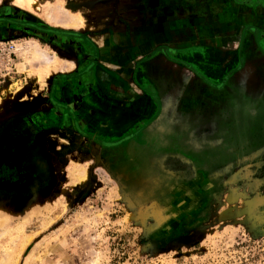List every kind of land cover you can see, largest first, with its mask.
<instances>
[{"label":"crops","instance_id":"crops-1","mask_svg":"<svg viewBox=\"0 0 264 264\" xmlns=\"http://www.w3.org/2000/svg\"><path fill=\"white\" fill-rule=\"evenodd\" d=\"M48 22L71 36L48 46L52 113L45 88L28 90L0 128V141L24 134L10 153L18 175L35 172L46 135L68 149L118 148L130 175L141 157L191 165L203 181L264 148V129L248 123L264 116V0H52Z\"/></svg>","mask_w":264,"mask_h":264},{"label":"rangeland","instance_id":"rangeland-1","mask_svg":"<svg viewBox=\"0 0 264 264\" xmlns=\"http://www.w3.org/2000/svg\"><path fill=\"white\" fill-rule=\"evenodd\" d=\"M4 5L52 28V0ZM35 39L0 42V128L16 114L18 94L48 95L52 49ZM35 45L43 59L26 51ZM248 121L255 127L262 119ZM49 137L53 146L41 141L34 173L0 184V264H264V148L247 164L212 166L210 180L206 172L196 181L191 165L138 157L133 169L143 173L130 175L118 148L115 155L92 142L68 149Z\"/></svg>","mask_w":264,"mask_h":264},{"label":"flooded vegetation","instance_id":"flooded-vegetation-1","mask_svg":"<svg viewBox=\"0 0 264 264\" xmlns=\"http://www.w3.org/2000/svg\"><path fill=\"white\" fill-rule=\"evenodd\" d=\"M69 35L70 34H62L59 32H57V34H54V32L50 26L44 24L42 21H37L34 19L33 20L27 19L26 15L23 13V11H21L18 8H14L12 6H5V5L0 7V42L6 41L10 38L13 39L15 37H19V38L32 37V38H36L35 40H37V41H39V40L43 41L44 43H46L48 46H50L52 48V39H54L55 36H63L64 38L65 37H71ZM89 47H91V46H89ZM44 96L46 99V103L51 107V109L49 111H46V113L50 114V113H52V81L49 84L48 95H44ZM259 118L262 119V121L259 123L260 125H258V126H261L262 122L264 124V119H263L264 116L259 117ZM248 120H252V118L250 117ZM248 123L252 127L251 122L248 121ZM252 123H255V122H252ZM27 135H29V134H27ZM23 136H24V134L20 133L17 135V138H13L11 133L6 132L5 134H3V137L0 141V151L6 152L5 154H7L6 149L8 150V147L10 146V147H13L14 152H19V150L22 147V145H21L22 142L20 141V139ZM84 137L88 138L89 140H95L93 135H90V134H85ZM259 144L261 146L264 145V143L261 144L260 141H259ZM245 149H246V147H245ZM254 149H255V147H252V148L249 147V150H248L249 153L255 151ZM8 154H7V156H8ZM6 158L0 157V165L10 163V161L7 160ZM218 165H220V164H218ZM203 173L206 174V172H203ZM197 178H198V180L196 179V181H199V177H197ZM202 190H203V193L207 192L206 195L212 194L208 189L207 190L202 189ZM202 190L200 192H202Z\"/></svg>","mask_w":264,"mask_h":264},{"label":"trees","instance_id":"trees-1","mask_svg":"<svg viewBox=\"0 0 264 264\" xmlns=\"http://www.w3.org/2000/svg\"><path fill=\"white\" fill-rule=\"evenodd\" d=\"M17 172L13 170L10 166L1 167L0 166V184H3V182L12 181L13 176H16Z\"/></svg>","mask_w":264,"mask_h":264},{"label":"bare ground","instance_id":"bare-ground-1","mask_svg":"<svg viewBox=\"0 0 264 264\" xmlns=\"http://www.w3.org/2000/svg\"><path fill=\"white\" fill-rule=\"evenodd\" d=\"M33 45V44H32ZM26 51L30 52V54L34 55L35 57H39V58H42L43 59V56H44V53L41 51V49H38L35 45V47H31L30 49H26ZM25 51V52H26ZM33 58V57H32ZM14 107V110L13 112H18V110ZM24 110V109H23ZM21 110V111H23Z\"/></svg>","mask_w":264,"mask_h":264},{"label":"water","instance_id":"water-1","mask_svg":"<svg viewBox=\"0 0 264 264\" xmlns=\"http://www.w3.org/2000/svg\"><path fill=\"white\" fill-rule=\"evenodd\" d=\"M19 103V102H18Z\"/></svg>","mask_w":264,"mask_h":264}]
</instances>
